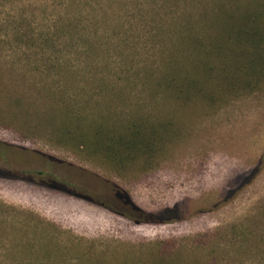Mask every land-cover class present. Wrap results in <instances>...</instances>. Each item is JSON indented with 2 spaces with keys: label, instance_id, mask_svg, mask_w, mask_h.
<instances>
[{
  "label": "rangeland",
  "instance_id": "1",
  "mask_svg": "<svg viewBox=\"0 0 264 264\" xmlns=\"http://www.w3.org/2000/svg\"><path fill=\"white\" fill-rule=\"evenodd\" d=\"M215 1L0 0V264H264V80L227 90L217 105L130 90L122 116L177 122L154 167L135 160L122 171L54 138L74 111L59 105L58 121L53 110L47 121L22 115L2 87L25 108L42 107L43 87L72 109L112 113L100 80L136 77L116 43L147 61L155 8L190 11L203 31Z\"/></svg>",
  "mask_w": 264,
  "mask_h": 264
},
{
  "label": "trees",
  "instance_id": "2",
  "mask_svg": "<svg viewBox=\"0 0 264 264\" xmlns=\"http://www.w3.org/2000/svg\"><path fill=\"white\" fill-rule=\"evenodd\" d=\"M217 1L213 5L219 13L203 21V31L198 26L199 19L190 11L171 12L168 16L155 8L149 15L156 22L158 20V29L154 38H148L151 44L146 59L149 61L133 62L134 56L129 51L134 52V48H124L116 43L118 55L131 61L136 77L132 82L129 78L124 81L119 77L115 81L100 80L99 88L103 89L100 97L111 95L103 98L102 102L112 113L93 115L72 109L73 100H52L56 99L52 96L55 92L47 95L43 87L39 91L46 99L40 104L42 107L25 108L22 99L10 94L13 88L3 83L2 87L7 92L4 97L12 106L20 108L22 115H42L45 121L51 120L49 113L60 108L59 105L66 111L76 112H67L61 121L56 117L61 112L58 114L56 110L51 114L52 120L59 122L53 130L56 133L54 138L61 143L72 139L70 145L96 155L99 161L109 163L119 171L134 166L135 160L140 161L144 169L154 167L162 157V137L173 135L171 129L175 128L177 118L173 115L156 116L150 112L137 113L134 117L122 116L117 104L127 100L125 94L130 90L140 89L145 94L155 91V98L160 95L182 105L195 99L202 104L217 105L227 90L236 91L264 80V19L260 18L264 13V0H252L250 6L246 0ZM14 31L15 39L24 42L27 33H21L18 27ZM93 44L90 48L94 47ZM185 60L187 64H183ZM104 64H107L106 60L101 65ZM144 104L146 107L149 105L148 102ZM17 114V111L8 113L12 116Z\"/></svg>",
  "mask_w": 264,
  "mask_h": 264
},
{
  "label": "flooded vegetation",
  "instance_id": "3",
  "mask_svg": "<svg viewBox=\"0 0 264 264\" xmlns=\"http://www.w3.org/2000/svg\"><path fill=\"white\" fill-rule=\"evenodd\" d=\"M101 203H103V202H101ZM123 203H130V202L124 201Z\"/></svg>",
  "mask_w": 264,
  "mask_h": 264
}]
</instances>
